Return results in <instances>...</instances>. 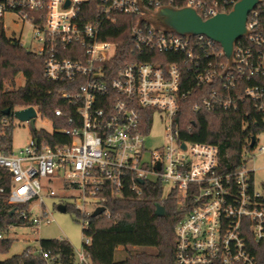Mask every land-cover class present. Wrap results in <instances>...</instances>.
<instances>
[{
	"label": "built area",
	"instance_id": "1",
	"mask_svg": "<svg viewBox=\"0 0 264 264\" xmlns=\"http://www.w3.org/2000/svg\"><path fill=\"white\" fill-rule=\"evenodd\" d=\"M89 1L0 0L4 30L7 15L30 24L32 51L45 56L46 78L68 86L61 97L69 108L55 115L67 118L69 127L61 132L72 138L69 143L32 139L18 155L0 150V166L11 176L8 202L29 205L19 212L29 226L51 222L43 192L56 196L49 186L55 177L74 191L84 247L73 250L69 262L41 244L34 253L43 264H92L90 217L98 207H105L100 215L112 217L110 199L139 198L148 182L160 183L163 197L174 196L185 210L175 226L177 264H261L264 178L247 162L264 132V0L249 12L247 31L230 55L205 34L178 32L160 20V12L191 8L206 20L231 12L239 0H100L94 12L86 8ZM126 17L129 58L121 60L122 44L103 36ZM187 73L194 81L188 88ZM192 93L198 96L195 110L243 106L247 115H257L254 125L261 131L248 139L250 146L255 139L254 146L243 151L238 170L220 169L215 145L180 136L176 119ZM158 115L168 122L167 142L151 151L146 139Z\"/></svg>",
	"mask_w": 264,
	"mask_h": 264
},
{
	"label": "trees",
	"instance_id": "2",
	"mask_svg": "<svg viewBox=\"0 0 264 264\" xmlns=\"http://www.w3.org/2000/svg\"><path fill=\"white\" fill-rule=\"evenodd\" d=\"M100 0H90L87 9L93 12ZM92 13L84 14L91 19ZM94 15V13H93ZM111 27L104 39L118 41L120 48L117 58H129L130 48V17ZM25 77V83L16 87V79L20 74ZM187 88L194 81L187 73ZM66 84L50 81L45 76V56L26 49L21 41L10 37L0 21V150L13 152L14 111L30 106L35 107L44 118L53 125V132L44 129H33V139L45 141L50 145L66 144L71 141L69 135L61 132L69 127L67 118L55 115L58 108L68 109V102L61 97V92L67 90ZM182 102L176 119L180 136L192 142L210 143L217 147L220 169L226 172L238 170L243 163L242 153L251 149L247 141L261 131L254 125L255 113L246 114L242 106L238 110L207 111L195 110L194 104L198 96L192 93ZM11 110L9 115L5 114ZM0 253L9 251L12 240L4 233L15 225L29 226L20 218L19 212L28 210V204L13 205L8 202V192L11 188L10 173L0 166ZM61 203L69 204L66 198ZM176 198L163 197V187L160 183H146L143 194L139 198L131 195L121 199H110L107 208L112 217L91 216V226L88 234L91 243L87 246L92 264H177L175 258L176 234L175 226L184 211L177 204ZM158 206H163L164 214L157 215ZM14 212L12 213V211ZM77 211V210H76ZM78 212V211H77ZM44 249L61 253L66 262L70 261L73 247L68 241L59 239H42ZM140 247H148L139 250ZM261 252V251H260ZM119 258H118V257ZM260 263L264 264V256L260 255ZM0 264H43L39 254L32 248H27L22 254L0 260Z\"/></svg>",
	"mask_w": 264,
	"mask_h": 264
},
{
	"label": "rangeland",
	"instance_id": "3",
	"mask_svg": "<svg viewBox=\"0 0 264 264\" xmlns=\"http://www.w3.org/2000/svg\"><path fill=\"white\" fill-rule=\"evenodd\" d=\"M14 15H7L4 19L5 29L8 36H15L19 39L22 45L29 50L34 49V29L30 24L14 21ZM25 77L22 73L16 79V87H21L25 83ZM14 123L13 132V153L18 155L21 149H24L33 139V128L29 121H21L17 117H12ZM168 122L162 119L159 115L156 116L150 132L146 139V146L151 151H156L167 142L166 125ZM35 128L37 130L44 129L47 132H53V123L44 118L38 111L35 117ZM258 136L257 148L253 151L252 157L248 160V168H255L258 179L264 178V132ZM50 178V177H49ZM44 182L48 179H42ZM63 181L55 177V181L49 184L56 191V196L45 195V210L49 213L50 223H42L38 229L33 226L15 225L8 232L4 233L6 238L12 240L11 247L8 252L0 253V260H6L15 255L22 254L27 248L37 249L40 247L42 239H60L66 238L72 245L75 253L80 252L84 247V234L81 224V216L73 208H69L66 212L58 210V205L61 204L62 198H66L69 204H73L72 189H66L63 186ZM168 186L164 194L167 195ZM36 213H40L37 208ZM139 250H146L148 247H140ZM118 257V256H117ZM119 258V257H118Z\"/></svg>",
	"mask_w": 264,
	"mask_h": 264
},
{
	"label": "water",
	"instance_id": "4",
	"mask_svg": "<svg viewBox=\"0 0 264 264\" xmlns=\"http://www.w3.org/2000/svg\"><path fill=\"white\" fill-rule=\"evenodd\" d=\"M258 0H239L235 8L229 13H222L204 20L195 10L184 8L180 10L163 9L160 12V20L175 28L180 33L205 34L216 40L225 47L228 55L231 54L233 42L240 38L246 30V22L249 12L256 6ZM69 4V0H67ZM11 113L10 109L5 111L6 115ZM37 109L33 106L14 111V116L21 121H29L31 127L35 128V117ZM255 139H252L251 146H254ZM143 183V180L140 181ZM58 210L67 211L64 203L58 205ZM105 211V207H98L93 213L96 217ZM14 210L12 211V213ZM164 214L163 206H158L157 215Z\"/></svg>",
	"mask_w": 264,
	"mask_h": 264
}]
</instances>
